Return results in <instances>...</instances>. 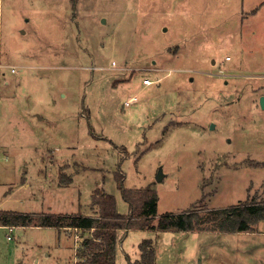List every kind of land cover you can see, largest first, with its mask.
Returning a JSON list of instances; mask_svg holds the SVG:
<instances>
[{
	"label": "rangeland",
	"instance_id": "obj_1",
	"mask_svg": "<svg viewBox=\"0 0 264 264\" xmlns=\"http://www.w3.org/2000/svg\"><path fill=\"white\" fill-rule=\"evenodd\" d=\"M262 95L264 0H0V210L96 216L97 189L125 214L117 170L157 215L264 199ZM90 236L0 226V264H74ZM119 238L116 264L146 238L154 264H264V219Z\"/></svg>",
	"mask_w": 264,
	"mask_h": 264
},
{
	"label": "trees",
	"instance_id": "obj_2",
	"mask_svg": "<svg viewBox=\"0 0 264 264\" xmlns=\"http://www.w3.org/2000/svg\"><path fill=\"white\" fill-rule=\"evenodd\" d=\"M122 149L125 150L123 147ZM114 177L122 198L128 203L127 214L117 212L113 194L95 189L91 194V201L97 205L96 216L81 213L35 215L0 211V225L90 229L91 236L84 238L78 248L76 264H116V249L121 231L148 228L157 231L243 232L250 231L254 223L264 219V199L204 210L193 207L178 213L157 215L158 196L155 189L125 188L124 176L118 170ZM139 249V258L130 264H154L152 239H144L139 244Z\"/></svg>",
	"mask_w": 264,
	"mask_h": 264
},
{
	"label": "crops",
	"instance_id": "obj_3",
	"mask_svg": "<svg viewBox=\"0 0 264 264\" xmlns=\"http://www.w3.org/2000/svg\"><path fill=\"white\" fill-rule=\"evenodd\" d=\"M247 158H249V157H247ZM251 161V162H250ZM254 163H253V162ZM259 163V164H257V163ZM248 164L249 165H252L253 167H259V166H264V160H260V159H252V158H249V162H248ZM74 179V178H73ZM26 183H27V181H26ZM25 183V184H26ZM72 184V182L71 183H69V185H71ZM68 184H66V185H64V186H66V187H68L69 186ZM60 186V185H59ZM0 211H9V210H0ZM79 211H80V208H79ZM77 213H81V212H77ZM128 213V212H127ZM127 213H125V214H127ZM81 214H83V215H87V216H91V215H89V213H87L86 211H83V213H81ZM0 226H3V227H7L6 225H0ZM19 227H24V226H19ZM27 227H34V228H40V226H27ZM12 228H13V226H12ZM42 228H56V227H42ZM58 229H63L64 231L66 230V228H58ZM120 239V238H119ZM59 244V243H58ZM118 246V245H117ZM75 250V249H74ZM46 256H48L47 254H46ZM117 256H118V250L116 249V261H117ZM38 259H35V262L37 261ZM76 260L77 259H75V256H74V260H73V263L75 264L76 263Z\"/></svg>",
	"mask_w": 264,
	"mask_h": 264
},
{
	"label": "built area",
	"instance_id": "obj_4",
	"mask_svg": "<svg viewBox=\"0 0 264 264\" xmlns=\"http://www.w3.org/2000/svg\"><path fill=\"white\" fill-rule=\"evenodd\" d=\"M14 67H11V70H14ZM152 80L150 79H145V84H151ZM137 100V97L135 95L130 96L125 102H124V107L131 105L134 101ZM9 229H12V226H8ZM10 236L8 235V238Z\"/></svg>",
	"mask_w": 264,
	"mask_h": 264
},
{
	"label": "water",
	"instance_id": "obj_5",
	"mask_svg": "<svg viewBox=\"0 0 264 264\" xmlns=\"http://www.w3.org/2000/svg\"><path fill=\"white\" fill-rule=\"evenodd\" d=\"M259 105L262 109H264V95L260 96L259 98ZM213 123L211 124V127L213 128ZM163 178V173L161 171V169H159L157 175H156V179L157 180H161Z\"/></svg>",
	"mask_w": 264,
	"mask_h": 264
}]
</instances>
